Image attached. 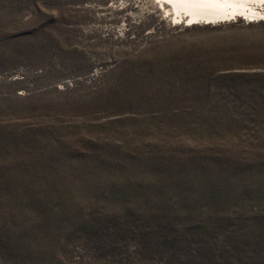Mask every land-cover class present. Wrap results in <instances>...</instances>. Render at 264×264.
<instances>
[{
  "label": "rangeland",
  "instance_id": "obj_1",
  "mask_svg": "<svg viewBox=\"0 0 264 264\" xmlns=\"http://www.w3.org/2000/svg\"><path fill=\"white\" fill-rule=\"evenodd\" d=\"M150 0H0V264H264V22Z\"/></svg>",
  "mask_w": 264,
  "mask_h": 264
},
{
  "label": "bare ground",
  "instance_id": "obj_2",
  "mask_svg": "<svg viewBox=\"0 0 264 264\" xmlns=\"http://www.w3.org/2000/svg\"><path fill=\"white\" fill-rule=\"evenodd\" d=\"M158 15L182 25L264 22V0H150Z\"/></svg>",
  "mask_w": 264,
  "mask_h": 264
}]
</instances>
